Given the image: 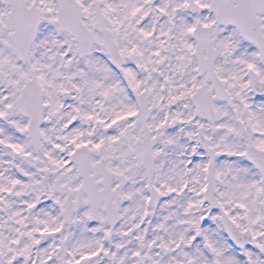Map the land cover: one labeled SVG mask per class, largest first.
<instances>
[{"label":"snow or ice","instance_id":"1","mask_svg":"<svg viewBox=\"0 0 264 264\" xmlns=\"http://www.w3.org/2000/svg\"><path fill=\"white\" fill-rule=\"evenodd\" d=\"M0 264H264V0H0Z\"/></svg>","mask_w":264,"mask_h":264}]
</instances>
